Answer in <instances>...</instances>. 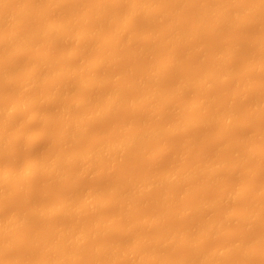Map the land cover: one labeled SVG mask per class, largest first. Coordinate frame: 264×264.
<instances>
[{"label":"bare ground","instance_id":"6f19581e","mask_svg":"<svg viewBox=\"0 0 264 264\" xmlns=\"http://www.w3.org/2000/svg\"><path fill=\"white\" fill-rule=\"evenodd\" d=\"M113 1L0 0V264H71L72 262L75 264H227L229 259L230 262L231 258L234 260L232 255L234 257L240 255L241 261L244 258V261L240 263L244 264L245 259L247 262L250 261L252 255H256L258 248L261 249L257 246L262 245V249H264V230H262L263 233L258 230L260 231L258 233L251 227L259 221H264V192H261L262 188L259 189V192L257 191L258 193L253 192L258 185L255 178L264 172V127L260 126L255 129L260 137L263 136L257 137L261 142H253L254 140L248 142V139L245 140L244 137L237 138L235 142L233 140L235 136H232L230 132L228 134V130L236 125L240 128L249 127L252 123L250 119L253 118L252 116L258 118L260 116L264 119V93L256 96L258 92L252 89L256 86L261 87L264 83L262 82L261 85V81L259 84V81L255 80L254 82L253 78H249L256 71L264 73V37L258 41H262L263 44L256 45L259 51L255 48V52L258 51L259 56L255 52L254 54L250 53L251 56L256 55V59L255 56L248 57L249 54L241 57L242 53L240 54L239 50L242 49L240 46L244 43L242 40V44H239V39L232 40L228 44L230 48L225 49L223 42H220V37L225 30L264 21V0H254L252 4L257 2L253 5H250L247 0L244 2L243 0H122L128 8L126 15H124L125 11L122 14L118 10L123 7L121 0L122 7L117 4L119 0L114 1L115 3ZM85 2L89 7L85 5ZM111 2L113 3L112 8L117 4V7L114 8L117 11L109 6ZM200 2L203 3L202 7L199 6ZM247 2L249 5L244 4ZM186 3L193 7H189L190 14L192 12L195 14L192 15L191 22L195 19L192 24L189 22L188 16H184L183 10H186L184 7ZM182 8L183 10H181ZM85 9H88L86 11L88 14H83ZM190 9H193L192 12ZM245 12H249L247 18L243 16ZM141 15L143 17L141 18V27L132 33L134 35L130 34V37H124L121 40H124V43H121L117 35L120 32L124 33V29L119 27V22L123 24L126 21L125 28H129L128 25L132 24V20L137 16L141 17ZM165 16L168 17L167 20H165ZM179 21H184L185 24L183 23L182 26ZM104 26L109 28L108 30L104 28L108 31H106L108 36L104 35L105 39L100 37L104 34L101 31ZM204 35L207 38L213 37L218 40L215 43L217 47L212 45L209 49V46H206L208 44H206V36L203 38ZM194 38L193 41H201H199V46H195V49L177 57L185 58L187 61H183V59L180 61L186 65L190 59H187L189 56L187 54H190L191 51L189 57H192V54L193 56H204V59L212 56L213 58L208 57L212 62L214 60L212 64H208L212 65L211 67H208L207 64H203V66L199 64L183 69L182 64V68H180V61L175 59L177 48L183 43L186 45L189 42L187 40ZM196 38L198 39L196 40ZM137 40L140 41H138L139 45ZM105 41H108V44L112 42L113 49L106 48ZM113 41H117L115 46H119L115 48ZM203 41L204 43H202ZM217 42H219L218 45ZM65 43L68 48L59 55L56 52L58 46ZM159 46H162L166 51L170 50L162 55L164 58L161 56L162 60L157 59L161 62L154 64L152 61H156L153 58L158 56L161 49H157ZM156 50L157 54L155 55ZM92 51L95 56L92 55ZM96 51H98L97 54L94 53ZM143 51L145 60L141 59V62H144L142 64L144 70L141 68L144 72L140 71V68L135 69L142 72L141 75L136 76L138 72L135 74L134 68L133 73L130 72L133 74L132 77H126V72L125 74L120 72L124 67L122 60L127 57L125 55L138 56ZM28 59L30 61L26 62ZM236 59L237 61H234ZM21 60L29 63L22 65ZM149 60L151 65L149 62L145 63ZM119 62L122 68L119 67ZM138 63L128 61L125 65L129 64L132 67L136 65L137 67ZM144 64L150 65L149 69H146L147 71H145ZM109 66H113L111 74L102 72L104 69L107 72ZM128 67L127 72L131 68ZM179 68L183 71L188 68V71H184V73L182 71L180 74ZM192 69L193 71H191ZM169 75L171 80L167 82L166 80L170 79ZM235 78L239 79L243 89L237 84L236 94L230 90L228 99L223 100L228 92L222 90L225 96L223 93L220 95V91L215 92L214 88H217V85L220 87L229 84ZM241 80H244V86ZM13 88H18L19 94L15 89L17 96L14 94V98H6L5 92H9ZM188 91L199 96L190 102L186 97ZM81 93L82 95H79ZM78 95L81 96L80 101H77V99L79 100ZM74 102H79V104ZM77 104L81 108L80 113H78L79 110H75L78 107ZM239 104L241 106L248 105V108L246 105L242 106H245L244 108L247 110L239 107ZM74 105L75 107H73ZM239 108L245 110L247 114L244 111L241 112ZM72 109H74L73 113ZM119 109H124V118L117 123L118 125L112 124L115 127H111V131H115V134L110 130L107 132L105 129L106 133L104 136L101 135L103 137L101 140L102 137L98 136L99 133L96 135L88 133V129L97 127L93 126L94 124L99 125L102 122L105 124L111 117H116L114 115L120 111ZM240 112L244 113L246 117L244 115L240 117ZM133 113H141L144 115H142L144 119H148V121L145 120L147 123L151 121L153 123L145 124L142 118L143 121L140 119V123H143L139 124L135 122L136 119L132 120L131 114L133 115ZM23 119L27 121L28 126L30 123L37 124L38 122L47 124L48 127L49 125L58 127L59 135L54 134L57 136V141L55 139L56 143L52 144V147L56 148L53 149L54 152L51 149V153H48L50 155H36L40 158L32 155V157L25 156L24 160L26 158L28 162L24 161L23 157L19 161V157L16 155L19 145L25 143L27 146H33L35 141L49 137L48 134H42V132L34 133L33 137L30 136ZM150 119L151 121H149ZM215 122H219V125L222 126L219 136L228 128L224 133L225 139H232L231 142L226 139L228 144L225 139H222L221 147L218 145L221 152H217V158L214 157V154L212 158L209 156L207 159L208 153L200 151L199 159L191 161L193 163L191 165L185 152L193 149V141H199V139L202 141L211 135L207 136V133L201 130L202 132L188 136L189 132L198 126L206 128L210 124H216ZM86 131H88L87 134ZM117 132L118 135H116ZM86 135L89 136V144L83 148L82 143L85 142L82 139L87 140ZM178 135L186 136L184 151L179 154L182 162L177 163L178 167L173 165L169 170L162 168L164 172H161L160 168H157L160 169L159 171L154 168V171L151 170V172L147 169V172L146 168H143L146 162L151 159L157 160L156 158H161L160 156L170 152L174 143L172 140ZM224 141L226 142L223 143ZM233 141L236 143L234 146L236 148L233 147L234 149L230 150V143ZM198 144L199 142L196 145ZM155 147L157 151H154ZM133 151L139 155L134 153L136 157L142 156V158H146L144 160H147L139 172L140 175H132L138 177L131 178L132 176L124 171L121 174L123 178L120 176L118 182L113 183L114 180H111L112 183L109 181L108 185L102 184L103 187L97 184L98 186L94 185L97 187L95 189L94 186L87 187V191L81 195H78L79 192L74 193L78 188L72 187L75 191L69 195H55L61 198H54L51 192H49L50 197L48 198L47 192L51 190L45 188V191L41 190V194L43 193L41 196H46L51 202L44 201V197L39 196L42 200L38 197L39 200H30V202L27 201L28 203L22 201L21 204H18L20 208L15 207L16 211L12 210L6 215L3 212V216L2 207L5 204H3L5 202L3 199L6 200L9 193L16 194V191H20V189L30 188L28 183L34 179V176L40 175L39 173H42L40 175L42 179L45 177L47 180L56 182H62L61 179L65 180L66 176L64 175H67L68 170L71 169L77 170L75 176L72 175L73 179L76 177L78 179L85 177L84 179H86V176L95 174L99 169H102L106 174H112L123 164L125 166L126 162H122V159L124 160L127 156L129 158ZM3 153H6L10 159L16 156V159L13 158L15 161L13 159L11 162L8 159L9 163L3 161V156H1V154L4 155ZM254 160L259 163L257 164ZM13 161L16 162L14 165ZM22 161L24 164L20 165ZM251 161L253 162L252 167H250ZM119 164L122 165L118 168ZM255 164L256 166H254ZM125 168L123 170H127ZM78 169H81V172L78 173ZM244 171L248 172V180L240 181L243 186H240L242 185L240 182L230 184L226 181L228 176L231 177V174L233 176L240 175ZM72 172L75 171L71 170L69 174H74ZM129 172L131 173V171ZM17 178L22 182H18ZM236 184L237 186H233ZM74 186L76 185L74 184ZM258 186L260 187V185ZM215 187L220 189L219 191L216 189L218 193L208 195ZM80 190L82 191V189ZM19 195L21 198V194ZM242 197L245 200H240ZM152 201L155 203L153 204ZM235 202L243 204L239 213L237 210L231 209ZM243 202L247 204L245 203V205ZM225 204L227 206L224 207ZM114 206L124 208L120 210L123 211L121 213H123L124 219L132 214H137L138 210L140 213V207L146 206L142 207V209H146V213L140 214L141 216L139 219L137 218L138 221L136 220L135 224H128V229L126 226L123 228L128 231L127 239L126 236L120 240L109 239L110 234L118 231L117 229L121 226L119 224L117 226L119 216H116V221L115 215L109 216L101 208L108 209L114 208ZM100 209L102 213H105L104 215L101 214ZM220 209H227V211L224 210L225 212L221 211L222 213H220ZM150 210H152L151 213ZM214 211L216 214L219 212V216ZM212 213L213 217H211ZM122 217L121 219H123ZM38 220H45L48 222V226L45 225L43 230H37L32 223ZM234 221L238 224L242 223L229 228V225ZM145 223L149 225H146L147 227H155L160 235H148V232L141 231L149 230ZM227 224L230 230L228 228V230H223ZM122 227L123 225L121 230L119 229L120 231H122ZM255 231L257 232L255 233ZM150 236L152 237L150 238ZM214 239L224 241L226 239L228 242L210 248L208 245L206 247L208 241ZM180 249H183L184 252L180 253ZM84 251H89V258H85ZM168 252L173 254L169 255Z\"/></svg>","mask_w":264,"mask_h":264},{"label":"rangeland","instance_id":"374dc122","mask_svg":"<svg viewBox=\"0 0 264 264\" xmlns=\"http://www.w3.org/2000/svg\"><path fill=\"white\" fill-rule=\"evenodd\" d=\"M110 1H113V0H110ZM115 2H117L116 0H114ZM113 1V2H114ZM248 2H250V5H253V4H256V2L255 3H253L252 4V1L254 2V0H247ZM91 2V1H90ZM89 2V3H90ZM114 2V3H115ZM119 3H117V4H119V6L120 7H122L121 5H120V0L118 1ZM124 2V1H123ZM122 2V0H121V3L123 4V7H125V8H119L118 10L122 13V12H124V15H126L127 13H128V8H127V6L124 4ZM243 2H244V0H243ZM248 2L247 3H244V4H248ZM86 4V6H88V3L87 2H85ZM111 5H109V6H111V8H112V5H113V3L111 2L110 3ZM117 4L115 5V7H117ZM184 5H186V6H184V7H186V10H183V8L181 9V10H183L184 12H185V15L184 16H188V18L190 19V23L192 24V22L194 23L195 22V19H194V21H192L191 22V19H192V15H195V14H193V12H192V10L193 9H190L191 10V12H192V14H190V11H189V7L190 8H193L192 6H190V4L189 3H186V4H184ZM203 6V3H199V6ZM249 5V4H248ZM201 6V7H202ZM89 7V6H88ZM87 7V8H88ZM114 6H113V10H114V8H115ZM110 9V8H109ZM111 10V9H110ZM112 10V11H113ZM86 11H88V9H85V12H83V14L84 13H86V14H88ZM114 11H117V9L116 10H114ZM118 11V12H119ZM183 12V13H184ZM123 14V13H122ZM247 14H248V16H249V12H245L244 14H243V16H247ZM141 18H143L142 17V15H141V17L140 16H137V17H135V19H133L132 21V24H130V25H128V26H130L129 28L127 27V28H125L126 27V21L124 22L123 20V22L125 23V25H123L122 23H120L119 22V27L120 28H122L123 27V29H124V31L123 30H121V31H123L124 33H121L120 32V34H118L117 35V38H119V40L121 41L124 37H127V36H129L130 34L131 35H134V34H132V33H134V32H136L140 27H141ZM165 18H166V16H165ZM168 18V17H167ZM167 18L165 19V20H167ZM185 18V17H184ZM183 18V19H184ZM247 18V17H246ZM249 18V17H248ZM140 19V20H139ZM30 21V20H29ZM28 21V22H29ZM121 21V20H120ZM182 21V20H181ZM181 21H179L180 23H182L181 25L183 26L184 24H185V22L183 21V22H181ZM187 21V20H186ZM32 24H33V22L32 21H30ZM30 22H29V24H30ZM89 22L91 23V20H89ZM138 22V23H137ZM140 22V23H139ZM178 22V23H179ZM180 23H179V25H180ZM184 23V24H183ZM28 24V25H29ZM135 24V25H134ZM140 24V25H139ZM31 25V24H30ZM139 25V26H138ZM180 25V26H181ZM132 26H134V27H132ZM104 28H106L107 30L109 29L107 26H104L103 27V29ZM135 28V29H134ZM240 28V29H239ZM250 28V29H249ZM101 30L102 31V34H103V36L105 35L106 37L108 36L107 35V30L106 29H104V30ZM126 29V30H125ZM261 30V31H260ZM105 31V32H104ZM107 31V32H106ZM132 31V32H131ZM237 33V34H236ZM251 33V34H250ZM256 34V35H255ZM130 35V36H131ZM222 35V37H220L219 39H220V42H223V44H224V47H226L225 49H227V48H230V47H228V44L230 43V42H232V40H235V39H239V40H237V41H239L240 43L239 44H242L241 43V40L244 42L243 43V45H241L240 47L242 48V49H240L239 50V52H240V54H241V57H243V56H245V55H247V54H249V56L248 57H250L251 56V52H253V54H254V52H255V50L257 49V44H259V43H261V44H263V42L261 41V42H258V41H260V40H262V38L264 37V21H259V22H254V23H251V24H248L247 26H243V27H238V28H233V29H230V30H225V31H223V33L221 34ZM103 36H100V37H102V38H104L105 39V36L103 37ZM120 36V37H119ZM129 36V37H130ZM205 36L206 35H204V37L203 38H205ZM231 36V37H230ZM104 39H102V41H104ZM126 39V38H125ZM198 38H196V40H197ZM200 39V38H199ZM206 46H209V49H210V46H212V45H215V43H216V41H218V40H215L213 37L212 38H210V37H208L207 38V36H206ZM208 39V40H207ZM227 39V40H226ZM193 40H195V38L194 39H191V40H187V41H189L188 43H186V45H185V43H183V44H181L177 49H178V52H176V57H175V59L177 58L179 61L181 60V59H183V61L184 60H186L185 58H182L181 57V59H179L177 56H180V55H183L184 53H186L187 51H189V50H193V49H195L196 47L195 46H199L198 44L201 42L200 40V42L199 41H193ZM264 40V39H263ZM99 41L101 42V40H100V38H99ZM115 41V40H114ZM113 41V42H114ZM119 41V42H120ZM139 40H137V42H138ZM193 41V42H192ZM106 43H104V44H107V45H104V46H106V48H108L109 50H110V48H112V42L111 43H109L108 44V41H105ZM117 42V41H116ZM116 42H114L115 44H113V46L116 48V47H118L119 45H117V46H115L116 45ZM118 42V43H119ZM135 42H136V40H135ZM140 42V41H139ZM139 42L137 43L138 45H139ZM102 43V42H101ZM121 43H124V40L123 41H121ZM202 43H204V41L202 42ZM246 43V44H245ZM120 44V43H119ZM219 44V42H217V45ZM61 45V44H60ZM167 45V44H166ZM170 45V44H169ZM201 45V44H200ZM203 45V44H202ZM205 45V44H204ZM203 45V46H204ZM257 45V46H256ZM64 46V47H63ZM68 45L65 43V44H62L61 46H58L59 48L57 49V53H59V55H60V53H62L63 51H65L66 50V48H68L67 47ZM121 46V45H120ZM129 46H131V45H129ZM162 46H164L165 47V45H162ZM162 46H159V47H157V49H160L159 51L160 52H158V54L156 53L157 52V50L154 52L155 53V55L157 54L158 56L157 57H155V55H154V57L155 58H153V60H156V61H152V62H154V64H158V62H161V61H159V60H157V59H160V60H162V58H161V56L163 55V54H166L167 52H168V50H170V49H168L167 51H166V49H164ZM170 46H172V45H170ZM170 46H168L169 48H170ZM216 46V45H215ZM220 46V45H219ZM230 46V45H229ZM132 47V46H131ZM186 47V48H185ZM217 47V46H216ZM221 47L223 48V46H222V43H221ZM42 48V47H41ZM172 48V47H171ZM205 48V47H204ZM219 48V47H218ZM218 48H216V49H218ZM239 48V47H238ZM256 48V49H255ZM43 49V48H42ZM97 49V48H96ZM95 49V50H96ZM113 49V48H112ZM185 49V50H184ZM207 49V48H206ZM224 49V50H225ZM245 49V50H244ZM251 49V50H250ZM259 49V48H258ZM257 49V50H258ZM220 50H222V49H220ZM219 50V51H220ZM223 50V51H224ZM229 50V49H228ZM243 50V51H242ZM32 51V50H31ZM40 51V50H39ZM38 51V52H39ZM44 51V50H43ZM94 51V50H93ZM93 51H92V55H94L93 54ZM162 51V52H161ZM165 51V52H164ZM182 51V52H181ZM259 51V50H258ZM258 51H256L255 53H256V55L258 54V56H259V53H257ZM36 52V51H35ZM40 52H42V51H40ZM53 52V51H52ZM55 52V53H56ZM192 52V51H191ZM191 52H189L190 54H187V55H189V56H191ZM225 52V51H224ZM228 52V51H227ZM226 52V53H227ZM37 53V52H36ZM44 53V52H43ZM42 53V54H43ZM54 53V52H53ZM95 54H97L98 53V51H96V52H94ZM144 54V56H143V54ZM222 53V52H221ZM28 54V53H27ZM33 54V53H32ZM37 54H39V53H37ZM36 54V55H37ZM179 54V55H178ZM244 54V55H243ZM52 55H54V54H52ZM56 56L58 55V54H55ZM92 55H91V57H92ZM142 55V56H141ZM195 55V54H194ZM200 55V54H199ZM256 55H254V56H251L252 58L254 57L255 59H256ZM30 56V55H29ZM35 56V55H34ZM95 56V55H94ZM93 56V57H94ZM123 56V55H122ZM125 56H127L126 58L124 57L123 58V60H122V63L124 64V67H123V69H121V73H123V74H125V72H126V74H125V76L127 77H132V70H133V68H134V70L133 71H135V74H136V72H138L137 74H136V76H138V74H142V72H144L143 70H144V67H142L143 65V63L141 62V59H144L145 58V53H144V51L143 52H140L139 53V55L138 56H129V55H125ZM188 56V58L187 59H189V62H188V64H184V62H182V61H180V63H181V67L180 68H182V64H183V69L185 68V67H188V68H190V66H194V65H201L202 64V66H203V64H207V66L209 67L210 65H208V64H212L213 62H214V60H213V62L211 61V59L210 58H213L212 56L210 57V56H208V57H210V58H203L204 56H198V55H196V56H193V54H192V57H189ZM30 57H33L32 55L30 56ZM29 57V58H30ZM111 57H113V56H111ZM163 58H164V56H162ZM186 57V56H185ZM198 57V58H197ZM240 56H239V58H241ZM122 58V57H121ZM131 58V59H130ZM246 58H247V56H246ZM258 58V57H257ZM192 59V60H191ZM197 59V60H196ZM200 59V60H199ZM120 60V59H119ZM145 60V59H144ZM151 60V59H150ZM150 60L149 61H146L145 63H148L149 62V64L151 65V63H150ZM165 60V59H164ZM163 60V61H164ZM239 60V62H240V59H238ZM242 60H244L243 58H242ZM27 61H30L29 59L28 60H26V62ZM110 61H111V59H110ZM135 62V64L136 63H138L137 61H140L139 63H138V65L139 66H137L136 67V65L135 66H130L129 64L128 65H125L127 62ZM143 61V60H142ZM162 61V62H163ZM179 61H177V62H179ZM187 61V60H186ZM234 61H237V59L236 60H234ZM233 61V62H234ZM20 62V61H19ZM21 64L22 65H26V64H28V63H26L25 61H23V60H21ZM121 62V61H120ZM119 62V63H120ZM200 62V63H199ZM245 62V61H244ZM21 64H18V65H21ZM149 64H147V65H145L144 64V66H145V71H147L146 69L148 68L149 69V67H150V65ZM241 64H242V62H241ZM236 65V64H235ZM243 65V64H242ZM241 65V66H242ZM131 67L130 69H129V71L127 72V67ZM212 66V65H211ZM210 66V67H211ZM238 66H240V65H238ZM243 66H245V65H243ZM115 67V66H114ZM120 68H122V65H121V63H120V66H119ZM128 67V68H129ZM143 68V70H142V68ZM197 67H199V66H197ZM197 67H195V68H197ZM206 67V66H205ZM236 67H237V65H236ZM235 67V68H236ZM137 68H140L139 70L141 71L142 70V72H139L138 70H135V69H137ZM179 68V73L181 74V72L183 71V70H181ZM188 68H187V70H184V71H188ZM204 68V67H203ZM242 68V67H241ZM113 69V66H109V69H108V71L107 72H105V69L104 70H102V72L104 71V73H110L111 72V70ZM116 69H117V66H116ZM198 69V68H197ZM239 69H240V67H239ZM126 70V71H125ZM181 70V71H180ZM190 70V69H189ZM242 70V69H241ZM115 71V70H114ZM184 71H183V73H184ZM191 71H193V69L191 70ZM194 71H195V69H194ZM199 71V70H198ZM117 72V71H116ZM120 72H117V73H120ZM130 72H132V73H130ZM253 72H255V71H253ZM253 72H252V74H253ZM112 73V72H111ZM110 73V74H111ZM114 73V72H113ZM127 73H129V75H127ZM177 73V72H176ZM176 73H175V75H176ZM179 73H177V74H179ZM186 74H187V72H185ZM189 73V72H188ZM134 74V75H135ZM140 74V75H141ZM139 75V76H140ZM171 75V74H170ZM169 75V77H170V79H167L166 81L167 82H169V80H171V76ZM174 75V74H173ZM174 75V76H175ZM188 75V74H187ZM250 75H251V73H250ZM249 75V76H250ZM168 76V75H167ZM166 76V77H167ZM180 76H182V75H180ZM252 76V77H251ZM249 78L251 79V78H253L254 80H252V81H254L255 82V80L256 81H259V84H260V81H261V85H262V82L264 83V73L262 72V73H259V72H255L253 75H251ZM260 76V77H259ZM168 77V78H169ZM173 77V76H172ZM176 77V76H175ZM175 77H174V81H175ZM178 77H179V75H178ZM166 79V78H165ZM177 79V78H176ZM263 79V80H262ZM239 79H237V78H235V80H233V81H231L229 84H226V85H222V86H218L217 85V88H214L215 90V92H218V91H220V95H221V93H223V95H224V92H228L227 93V98H225V97H223L222 99L223 100H226V99H228V94H229V91L231 90H233L234 92H235V90L238 88L237 86L238 85H240L239 87H241V85L242 84H240L239 83V81H238ZM162 81L164 82V80L162 79ZM173 81V82H174ZM244 81V80H243ZM243 81L241 80V82L243 83ZM161 82V81H160ZM171 83V82H170ZM162 84H164V83H162ZM161 84V85H162ZM238 84V85H237ZM236 85V86H235ZM245 84L243 83V86H244ZM163 86V85H162ZM214 87V86H213ZM215 87H216V85H215ZM229 87V88H228ZM236 87V88H235ZM264 84H263V86H256V88H252L254 91H256V92H258V95H256V96H259V95H261L260 93H264ZM221 88H223V89H221ZM242 88V87H241ZM240 88V89H241ZM260 88V89H259ZM16 90H18L17 92V94H19V89L18 88H15ZM14 88L13 89H10V91L9 92H5L6 94H5V96H7L6 98H8V97H13L14 96V94L16 95V90H15ZM243 89V88H242ZM241 89V90H242ZM15 90V91H14ZM131 91H132V89H130ZM129 90V91H130ZM135 90V89H134ZM134 90H133V92H134ZM212 90H213V88H212ZM224 92H223V91ZM192 91V90H191ZM195 93H197L198 94V92H196L195 90H193ZM211 91V90H210ZM222 91V92H221ZM230 91V92H231ZM232 91V92H233ZM240 91V90H239ZM253 91V92H254ZM11 92V93H10ZM189 93H187V98L189 99V101L190 100H193V99H195L196 98V96L198 97L199 95H197V94H194V92H192V94L190 93V91H188ZM213 92V91H212ZM233 92V93H234ZM236 92H237V90H236ZM236 92H235V94H236ZM240 92H242V91H240ZM79 93V92H78ZM10 94V95H9ZM194 94V95H193ZM232 94V93H231ZM254 94V93H253ZM76 95V94H75ZM79 95H82V93L81 94H79ZM78 95V96H79ZM192 95V96H191ZM264 95V94H263ZM17 96V95H16ZM190 96V97H189ZM232 96V95H231ZM76 97V96H75ZM81 96H79L78 98H79V100L77 99V101H80V98ZM14 98V97H13ZM192 98V99H191ZM11 99V98H10ZM197 99V98H196ZM230 100V99H229ZM75 101H76V99H75ZM188 101V100H187ZM195 101V100H194ZM191 102V101H190ZM75 103V102H74ZM76 103H78L79 104V102H76ZM75 103V104H76ZM221 103H223V101H221ZM249 103V102H248ZM248 103H246V104H248ZM78 104L76 105V106H78ZM246 104H243V105H246ZM240 105V106H239ZM238 106L239 107H242L241 106V104H239ZM81 106V105H80ZM84 106V105H83ZM73 107H75V105L73 106ZM82 107V106H81ZM245 107V106H244ZM244 107H242L243 109H246V108H244ZM246 107L248 108V105H246ZM84 109H85V107H83ZM83 108H82V110H83ZM121 108H123V107H121ZM120 108V109H121ZM241 108V109H242ZM119 109V110H120ZM76 111H78L79 110V112L78 113H80V111H81V108L78 106V107H76V109H75ZM124 110V109H123ZM123 110H120L116 115H114V116H116V117H114V118H112L111 117V119L110 120H108V122L107 123H105V124H103V122H102V124L101 123H99V125L97 124H94L93 126H97V127H91L90 129H88L89 130V132L88 131H86V134H87V132L88 133H90V135H93V134H98V136H104V133H106V130H107V132H109V130H110V132H113V130L111 131V127L113 128V127H115L116 126V124L117 123H119V122H121L122 120H123V118H124V111ZM239 110H240V108H239ZM238 110V111H239ZM247 110V109H246ZM73 111H74V109H72V113H73ZM84 111V110H83ZM241 112H243L244 111V113H245V110H240ZM240 112V113H241ZM77 113V112H76ZM239 113V112H238ZM244 113H241L239 116L241 117H243V115H244ZM245 114H247V113H245ZM143 114H141V113H133V115L131 114V118H132V120H135L136 119V121L135 122H137V123H139V124H142V123H140V121L142 120V118H143V120L145 121L147 118H145L144 119V115L142 116ZM245 117H246V115H244ZM139 117V118H138ZM253 118H250L251 119V125L249 126V127H246V128H240L238 125H236V126H232L233 128H229V130H228V128H227V130H228V134H229V132L232 134V136L234 135L235 136V138L233 139L234 141L237 139V138H239V137H244L245 138V140L246 139H248L247 141L249 142V140H250V142L252 141V140H254L253 142H261L257 137L260 135L259 133H258V131L257 130H255V129H258V127L260 128V126H262V127H264V119H262V118H260V116H259V118L258 117H254V116H252ZM134 118V119H133ZM141 119V120H140ZM262 119V120H261ZM24 120V119H23ZM131 120V119H130ZM132 120H131V123H133L132 122ZM142 120V121H143ZM139 121V122H138ZM147 121H148V119H147ZM147 121H145V124L147 123ZM149 121H151V119L149 120ZM40 122V121H39ZM152 123H153V121H151ZM150 122V123H151ZM154 122H155V120H154ZM261 122V123H260ZM28 123H30V122H28ZM150 123H147V124H150ZM216 124H210V125H208V126H206V128H204V127H202V128H199V126L197 127V128H194L191 132H189L190 134L188 135V136H190V135H194V134H196L197 132H202V131H205V133H207L206 135L208 136V134H210L211 135V137H209V138H206L205 140L204 139H202V141L199 139V141H193V149H190V151H186L185 153H187V154H185L186 155V157H187V160L191 163V161L192 162H194L195 160H197V159H199V154H200V151H204V152H206V153H208V157H207V159L209 158V156H211L210 158H212V156L214 155V157L215 158H217V152H221L220 150H219V148L221 147L220 145H221V142L225 139V131H227V130H223L224 131V133L223 132H221V136H219L220 135V130L222 129L221 127L222 126H220L219 124V122L217 123V122H215ZM259 123V124H258ZM24 124H25V127L26 128H28V133L30 134V136H34L35 134H37V133H41L42 132V134L43 133H45V134H48V139H44V140H40V141H35L34 143H33V146H27L25 143H22L21 145H19L18 147H17V150H16V155L19 157V161H20V159L22 158L23 160H24V157L25 156H30V157H32V156H34V157H36V155H39V156H43V155H45V154H48L50 151H51V149H52V151H53V149H56V148H53L52 147V144H53V142L54 143H56L55 141H57V139H56V137L57 136H55V135H59L58 133H59V130H58V127L56 126V127H54L53 125L51 126V125H49V127H48V125L47 124H41V123H38L37 122V124H35V123H30V125L28 126L27 125V121H25L24 120ZM115 125V126H113V125ZM108 125V126H107ZM118 125V124H117ZM134 125V124H133ZM28 126V127H27ZM34 126V127H33ZM91 126V125H90ZM99 126H100V129H99ZM105 126V127H104ZM136 126V125H135ZM32 127H33V129H32ZM231 127V126H230ZM88 128H89V126H88ZM108 128V129H107ZM204 128V129H203ZM221 128V129H220ZM106 129V130H105ZM214 129V130H213ZM223 129H226V128H223ZM242 129V130H241ZM244 129V130H243ZM51 130V131H50ZM87 130V129H86ZM94 130V131H93ZM98 130V131H97ZM202 130V131H201ZM231 130V131H230ZM234 130V131H233ZM247 130V131H246ZM248 130H250V131H248ZM193 132V133H192ZM248 132V133H247ZM257 132V133H256ZM35 133V134H34ZM114 134H115V131L113 132ZM217 133V134H216ZM55 134V135H54ZM222 134H224V135H222ZM227 134V133H226ZM231 134H230V136H231ZM109 135H110V133H109ZM116 135H118V132H117V134ZM215 136V137H213V136ZM218 135V136H217ZM253 135V136H252ZM101 136V137H102ZM107 136V135H106ZM105 136V137H106ZM206 136V137H207ZM227 136V135H226ZM231 136V137H232ZM186 136H184V135H178L177 137H175L173 140H172V142H174L173 143V147L171 148L172 150H170V152H168L167 154L165 153V154H163L162 156H160L161 158H156L157 160H152L151 159V161H147V160H144V159H146L144 156V158H142V156H140V157H136V155L137 156H139L138 154H136L134 151L132 152V154H130L129 155V158H128V156H127V158L125 157L124 158V160L122 159V162L123 161H125L126 162V164H125V166H124V164L122 165V164H119V166H118V168L120 167V165H122V166H124V167H126L125 169H127V170H123V168L124 167H120L117 171H115L114 173H112V174H106L105 172H103L102 171V169H99V171H96L95 172V174H90L89 176H86L87 178L86 179H84L85 177H83L82 179H78L77 177H76V179H73V177H72V175H74L75 176V174H76V171L77 170H73V169H71L72 171H75V172H72V173H74V174H69L70 172H71V170H68V173H67V175L65 174L64 176H66V178H65V180L64 179H61V180H63L62 182L60 181V182H56V181H51L50 179V181L49 180H47L45 177H44V175H43V177H44V179H46V180H44V179H42L41 178V174L42 173H39L40 175H37V177L36 176H34V179L33 180H31L30 181V183H28L27 181V183L28 184H30V188H28L27 190H26V188H24L25 187V185H24V189H20V191H16V194L15 193H9V195L11 194V196H9L8 195V198L5 200V199H3V201H5V202H3V204L5 203L6 204V206H5V204H4V206L2 207V209H3V211H2V213L4 212L5 213V215H6V213L8 214V213H11L12 212V210H14V211H16V208L15 207H19L20 208V206L18 205L19 203L21 204V202L23 201L24 203L25 202H30V200L32 201V200H34L35 201V199L37 200L38 199V197L40 196L41 198L42 197H44V196H41V195H43V193L41 194V190H44L45 188H48L49 190H51V191H48L47 192V194L49 195V192H51V194L53 195V197L54 198H56V197H59V198H61L60 196H55V195H63L64 196V194H65V196L66 195H69V194H71V192L73 191H75L74 189V187H76V188H78L77 189V191H75L74 193H77V192H79L78 193V195H81V194H84L87 190H86V188L87 187H91V186H94V185H102V184H104V186H105V184H107L109 181H113V183H115V181L116 182H118L117 180H119L120 181V176H121V174H123L124 173V171H126V174L128 173L129 174V176L131 175H135V174H139V172L141 171V168H142V166L145 164V162H146V164H145V166L143 167V168H146L145 170L148 172V170H149V172H151V170H153L154 168V170H160L161 169V172L163 171L164 172V169H162V168H166V170H169V169H171V167H173V165H175V166H177L178 167V165H177V163H181L182 161H180V158H179V154L181 153V152H183L184 151V147L183 146H185L184 144V141H185V138ZM220 137V138H219ZM248 137V138H247ZM252 137H253V139H252ZM256 137V138H255ZM260 137V136H259ZM261 137H263V136H261ZM260 137V138H261ZM52 138V139H51ZM86 138H87V140H83V139H85V138H83L82 139V141L83 142H85V143H82L83 144V148H85V147H87V145L89 144V142H88V139H89V136L87 137V135H86ZM56 139V140H55ZM103 139V137L101 138V140ZM178 139V140H177ZM211 139V140H210ZM223 139V140H222ZM226 139H228V138H226ZM225 139V140H226ZM255 139H257V140H255ZM47 140V141H46ZM55 140V141H54ZM100 140V139H99ZM232 140V139H231ZM231 140H229L228 139V141H230L231 142ZM261 140H263V139H261ZM81 141V142H82ZM208 141V142H207ZM220 141V142H219ZM227 141V140H226ZM226 141H224L223 143H225ZM227 141V142H228ZM232 142V143H230L231 144V146L229 147V149L231 150L234 146H236L235 144V142ZM264 141V140H263ZM262 141V142H263ZM199 142V144L198 145H196L197 143ZM247 142V143H248ZM48 145H47V144ZM206 143V144H205ZM37 144V145H36ZM41 144V145H40ZM81 144V143H80ZM228 144H229V142H228ZM227 144V145H228ZM86 145V146H85ZM220 147H219V146ZM41 146V147H40ZM80 146V145H79ZM198 146V147H197ZM204 146V147H203ZM229 146V145H228ZM23 147H25V148H23ZM40 147V148H39ZM49 147V148H48ZM54 147H56V145H54ZM70 147H71V145H70ZM27 148V149H26ZM209 148V149H208ZM234 148H236V147H234ZM233 148V149H234ZM32 149V150H31ZM34 149V150H33ZM40 149V150H39ZM45 149H47V150H45ZM157 151V148L155 147V149H154V151ZM219 150V151H218ZM39 151H41V152H39ZM199 151V152H198ZM32 152V153H31ZM43 152V153H42ZM54 152V151H53ZM52 152V153H53ZM214 152V153H213ZM51 153V152H50ZM134 153L136 154V155H134ZM4 155H2L1 154V156H3V161H5V162H8L9 163V161H8V159L10 160V162H11V160L13 159V158H15L16 159V156L15 157H12V159H10L9 158V156L6 154V153H3ZM9 154V153H8ZM29 154V155H28ZM219 154H221V153H219ZM32 155V156H31ZM48 155H50V154H48ZM207 155V154H206ZM39 156H37V157H39ZM169 156V157H168ZM174 156V157H173ZM193 156V157H192ZM197 156V157H196ZM220 156V155H219ZM36 157V158H37ZM45 157H47V156H45ZM45 157H43V158H45ZM213 157V158H214ZM221 157V156H220ZM40 158V157H39ZM134 158V159H133ZM219 158V157H218ZM15 159H13L14 161H15ZM28 159H30V158H28ZM34 159V158H33ZM126 159V160H125ZM132 159V160H131ZM148 159V158H147ZM173 161H172V160ZM191 159V160H190ZM17 160H18V158H17ZM30 160H32V159H30ZM0 161H1V158H0ZM13 161V165L16 163V162H14ZM24 161H27L28 162V160H26V158H25V160ZM133 161V162H132ZM169 161H171V162H169ZM209 161V160H208ZM213 161V160H212ZM255 161V160H254ZM186 162V161H185ZM214 162V161H213ZM256 163H257V161H255ZM1 163V162H0ZM2 163H4V162H2ZM20 163V162H19ZM18 163V164H19ZM22 163L24 164V162L22 161L21 163H20V165H22ZM158 163H160V164H158ZM259 163V162H258ZM257 163V164H258ZM5 164V163H4ZM7 164V163H6ZM134 164V165H133ZM138 164V165H137ZM166 164V165H165ZM188 164V163H187ZM186 164V165H187ZM193 163H191V165H192ZM253 162L251 161L250 162V167H252L253 165ZM12 165V164H11ZM128 165V166H127ZM188 165H190V164H188ZM10 166V165H9ZM131 166V167H130ZM181 166V165H180ZM254 166H256V164L254 165ZM128 167V168H127ZM148 167V168H147ZM132 168V169H131ZM157 168H160V169H157ZM176 168V167H175ZM148 169V170H147ZM81 170V169H80ZM79 169H78V173L79 172H81ZM131 171V173L129 172V171ZM153 170V171H154ZM165 170V171H166ZM70 171V172H69ZM122 171V172H121ZM137 172V173H136ZM116 173V174H115ZM241 173H243V172H241ZM241 173H240V175H241ZM69 174V175H68ZM105 174V175H104ZM234 174H236V173H234ZM250 174V173H249ZM71 175V176H70ZM101 175V176H100ZM140 175V174H139ZM240 175H230L231 177H227L228 179L226 180L228 183H230V184H234L235 182H240V181H242V182H244V181H246V179L248 178L247 176H248V172H245L244 171V173L240 176ZM78 176V175H77ZM250 176V175H249ZM68 177V178H67ZM134 176H132L131 178H133ZM136 177H138V176H136ZM136 177H134V178H136ZM252 177V176H251ZM75 178V177H74ZM118 178V179H117ZM121 178H123L122 176H121ZM72 179V180H71ZM256 179V183L258 184V185H260V187L257 185L255 188H254V191L253 192H256V193H258L260 190L259 189H261V192L263 193L264 192V172H263V174L262 175H260V176H258V178H255ZM17 181L19 180V178H17L16 179ZM248 180V179H247ZM20 181H21V179H20ZM20 181H18V182H20ZM39 182V183H37V182ZM49 181V182H48ZM81 181H83V182H81ZM97 181V182H96ZM112 181H111V183H112ZM225 181V182H226ZM16 182V181H15ZM18 182H16V183H18ZM22 182V181H21ZM26 182H25V184H26ZM32 182V183H31ZM103 182V183H102ZM255 182V181H254ZM259 182V183H258ZM15 183V184H16ZM24 183V182H23ZM50 183V184H49ZM262 183H263V187H262ZM64 184V185H63ZM74 184L76 185V186H74ZM240 184H242L241 182H240ZM239 184V185H240ZM245 184V183H244ZM27 185V184H26ZM33 185V186H32ZM41 185V186H40ZM59 185V186H58ZM83 185V186H82ZM88 185V186H87ZM97 185V186H98ZM108 185V184H107ZM233 186H237V184L236 185H233ZM240 186H243V184L242 185H240ZM240 186H238V187H240ZM74 189H73V188ZM101 187H103V185L101 186ZM101 187H99V188H101ZM59 188H61V189H59ZM85 188V189H84ZM93 188V187H92ZM95 188H97V187H95L94 186V189ZM218 187H215V188H213L214 190H212V191H210V193L208 194V195H213V194H215L217 191H219L218 189H217ZM220 188V187H219ZM47 189V190H48ZM55 189V190H54ZM73 189V190H72ZM80 189H82V191L80 190ZM91 189V188H90ZM89 189V190H90ZM216 189H217V191H216ZM80 190V191H79ZM221 190H222V188H221ZM23 193H22V192ZM28 191V192H27ZM45 191V190H44ZM258 191V192H257ZM11 192V191H10ZM21 192V193H20ZM221 192V191H220ZM218 193V192H217ZM19 194H21V198H20V195ZM40 194V195H39ZM255 194V193H254ZM264 194V193H263ZM13 195H15L14 197H13ZM24 195V196H23ZM27 195V196H26ZM47 195V196H48ZM207 195V194H206ZM216 195V194H215ZM6 196V195H5ZM4 196V197H5ZM17 196V197H16ZM19 196V197H18ZM37 196V197H36ZM264 196V195H263ZM27 197V198H26ZM39 197V199H41ZM46 197V196H45ZM45 197L43 198V200L44 201H47L48 200V198L50 197V195L48 196V198L45 200ZM207 197H209L210 198V196H207ZM18 200H17V199ZM38 199V200H39ZM58 199V198H57ZM57 199H56V201H57ZM241 199H244L243 197L242 198H240V200ZM2 200V199H1ZM21 200V201H20ZM42 200V199H41ZM52 200V199H51ZM154 200V199H153ZM156 200H158V199H156ZM245 200V199H244ZM243 200V201H244ZM33 201V202H34ZM48 201H50V200H48ZM47 201V202H48ZM13 202V203H12ZM27 202V203H28ZM39 202H41V201H39ZM51 202V201H50ZM53 202V201H52ZM238 202H239V200H238ZM152 203H153V201H152ZM155 203V202H154ZM153 203V204H154ZM157 203H158V201H157ZM156 203V204H157ZM180 203V202H179ZM182 203V202H181ZM244 204L246 203V202H243ZM1 204H2V202H1ZM2 204V205H3ZM177 204V203H176ZM230 204V203H229ZM232 204V203H231ZM247 204V203H246ZM245 204V205H246ZM18 205V206H17ZM242 205V206H241ZM13 206V207H12ZM176 206V205H175ZM224 207L225 206H227L226 204L225 205H223ZM228 206H231V205H228ZM233 206V207H232ZM232 208L231 209H233V210H237L238 211V213L239 212H241V208H243V204H242V202L241 203H238V204H236V202H235V205H234V203L232 204ZM235 206V207H234ZM10 207V208H9ZM23 207V206H22ZM119 207V208H118ZM118 207H115L114 206V208L113 207H111V208H101V209H103V211H105V213L106 214H108L109 216H114L115 215V217H114V219L116 220L117 218H116V216H119V218H118V220H119V222L117 223V226H119V225H123V227H122V231H120L121 230V226L119 227V229H117L118 231H115L113 234L111 233L110 234V237H109V235H108V237H109V239H119L120 240V238H123V237H125L126 235H128L129 236V234H128V231H127V229H128V224H135L138 220H137V218L139 219L140 218V214H145L146 213V209H142V207H146V206H142V207H140V213H139V210L137 211L138 213L136 214L135 213V215L134 214H132V215H130V216H132V217H130V216H128L127 217V219L125 218H123L122 217V214L123 213H121V212H123V211H120V210H122V209H124V208H121L122 206H118ZM220 207H222V206H220ZM219 207V208H220ZM150 208V207H149ZM182 208V207H181ZM223 208V207H222ZM229 208V209H230ZM100 209V210H101ZM151 209V208H150ZM176 209L177 210H179L177 207H176ZM230 209V210H231ZM225 210V209H224ZM223 209H220V213H222L223 211H224ZM230 210H228L229 212H230ZM11 211V212H10ZM119 211V212H118ZM143 211V212H142ZM149 211V210H148ZM151 211L152 210H150V213H151ZM216 211V210H215ZM215 211H214V213H215ZM222 211V212H221ZM225 211H227V209L225 210ZM224 211V212H225ZM243 211V210H242ZM110 212V213H109ZM219 212H217V214L216 215H218V213ZM232 212V211H231ZM4 213H3V216H4ZM104 212L102 213V210H101V214H105ZM149 213V212H148ZM211 213V212H210ZM235 213H237V212H235ZM121 215V216H120ZM213 213H212V215H211V217H213ZM215 215V216H216ZM109 216H107V217H109ZM219 216V215H218ZM121 217L123 218V219H121ZM176 217V216H175ZM208 217V216H207ZM209 217H210V215H209ZM91 218V217H90ZM111 218V217H110ZM113 218V217H112ZM89 219V218H88ZM121 219V220H120ZM128 219H130V220H128ZM180 219V218H179ZM124 220H126V221H124ZM137 220V221H136ZM171 220V219H170ZM173 220H174V218H173ZM181 220V219H180ZM263 220V219H262ZM261 220V221H262ZM33 221H35V220H33ZM60 221V220H59ZM58 221V223H60ZM117 221V220H116ZM236 221V220H235ZM233 222V223H229L230 225V227L229 228H231V226L232 225H239L240 223H242V222H240L239 224L237 223V222ZM126 222V223H125ZM129 222V223H128ZM146 222V221H145ZM173 222V221H172ZM175 222V221H174ZM182 222L184 223V221L182 220ZM190 222V221H189ZM232 222V221H231ZM47 223L48 222H46L45 220L44 221H37V222H35V223H32V225L34 226V228H36L37 230L38 229H41V230H43L46 226H48L47 225ZM171 223V222H170ZM178 223V222H177ZM257 223V222H256ZM263 223V224H262ZM119 224V225H118ZM173 224V223H172ZM31 225V227H33ZM37 225V226H36ZM46 225V226H45ZM146 225H148V224H146L145 223V226ZM175 225H179V224H175ZM180 225H181V223H180ZM263 225V226H262ZM125 226L127 227V229H123V228H125ZM131 226V225H130ZM145 226H144V228H145ZM149 226V225H148ZM151 227V226H150ZM147 227L146 226V228H149V230L147 231L146 229L145 230H141V231H145L146 233L148 232V235L150 234V235H157L158 234V230L155 228V227ZM234 227V226H233ZM254 230H261V233H263L262 232V230H264V221H262V222H258L255 226L253 225V226H251ZM155 228V229H154ZM228 228V224H227V226H225L224 227V229L223 230H228L227 229ZM235 228V227H234ZM143 229V228H142ZM237 229V228H236ZM252 229V230H253ZM230 230V229H229ZM232 230H233V228H232ZM137 232H139V233H141L139 230H136ZM257 231H255V233L257 232ZM131 232V230L129 231V233ZM145 232H143L145 235H147ZM254 232V231H253ZM260 231H258V233H259ZM142 233V234H143ZM159 233H160V231H159ZM228 234V233H227ZM160 234H158V236H159ZM120 236H122V237H120ZM149 237V236H148ZM152 236H150V238H151ZM155 237V236H154ZM153 237V238H154ZM226 237H229V236H226ZM236 237V236H235ZM126 239H127V236L125 237ZM239 238V237H238ZM237 238V239H238ZM105 239V238H104ZM103 239V240H104ZM125 240V239H124ZM220 241L219 243H218V241ZM214 239V240H211V241H208V243L206 244V247H208L209 246V248L211 247V246H214V245H223V244H225L226 242H228V241H226V239H225V241L224 240H219V239ZM228 240V239H227ZM231 240V239H230ZM236 241V240H235ZM238 241V240H237ZM211 242V243H210ZM234 242V241H233ZM214 243V244H213ZM261 244V243H260ZM205 245V244H204ZM208 245V246H207ZM258 245V244H257ZM256 245V246H257ZM256 246H255V251H256V249L258 248V247H261V249L260 248H258V251H257V253H256V255L255 254H253L252 255V257H251V259H250V261H248L247 262V260L245 259V263L244 264H264V251H262V250H264V249H262L263 248V246L261 245H259V246H257V248H256ZM216 247V246H215ZM204 248V247H203ZM169 251V250H168ZM179 251V250H178ZM89 251H84V253H85V258H89L90 257V253H88ZM180 253H183L184 251H183V249L181 250L180 249V251H179ZM171 254H173L172 252H170ZM177 253V252H176ZM166 254V253H165ZM168 254H169V252H168ZM171 254H169V255H171ZM178 254V253H177ZM177 254H175V255H177ZM174 255V256H175ZM184 255V254H183ZM255 255V256H254ZM83 256H84V254H83ZM179 256H181V255H179ZM240 256V255H239ZM239 256L237 257V255H236V257H234V255H232V257L234 258V260H232V258H231V262L229 261H227V264H229V263H233V264H243V263H240V262H243L244 261V258H243V261H241V258L239 259ZM172 257V256H171ZM84 258V257H83ZM238 258V259H237ZM254 258H255V260H254ZM258 260V261H257ZM233 261H235V262H233ZM262 261V262H261ZM255 262V263H254ZM74 262H72L71 264H73ZM75 264V263H74Z\"/></svg>","mask_w":264,"mask_h":264}]
</instances>
